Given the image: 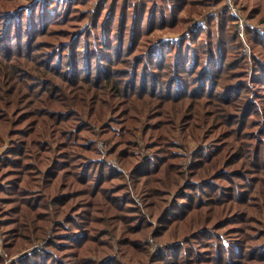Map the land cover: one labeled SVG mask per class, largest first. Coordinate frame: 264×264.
Here are the masks:
<instances>
[{
  "label": "trees",
  "instance_id": "1",
  "mask_svg": "<svg viewBox=\"0 0 264 264\" xmlns=\"http://www.w3.org/2000/svg\"><path fill=\"white\" fill-rule=\"evenodd\" d=\"M6 142L11 264H264V0H0Z\"/></svg>",
  "mask_w": 264,
  "mask_h": 264
},
{
  "label": "rangeland",
  "instance_id": "2",
  "mask_svg": "<svg viewBox=\"0 0 264 264\" xmlns=\"http://www.w3.org/2000/svg\"><path fill=\"white\" fill-rule=\"evenodd\" d=\"M21 1H22V2H25V3H28V2H30V1H42V0H21ZM95 1H98V0H95ZM60 2H62V1H60ZM61 27H63V26H61ZM6 140H7V139H6ZM6 148H7V142L5 143V145H3L2 147H0V154H1L3 151H5ZM189 162H190V159H188V163H189ZM256 210H257V208H255V210H254V213H255V214L257 213ZM253 224H254L257 228H260V223H259V222H253ZM0 235H2L1 232H0ZM0 239H1V237H0ZM149 239H150V241H151V250H152V252H156L157 249H159V247H160L161 245H157V244L154 242V240H153L152 238H149ZM35 243H37V242H33L32 245H31L30 247H28V248H26V249H23L22 252H20V253L17 252L16 254H13V255H10V254H9V257H8V255H7V253L4 251L3 246L1 245V246H0V250H1V254H2V256H3V257H1V258H2V261H3L2 264H11L14 258L19 257L20 255H22V253H25L26 251H28V249H31V247H32L33 244H35ZM44 243H45V240L42 241V242H40V243H37V244H40V247H41ZM0 244H1V241H0ZM40 247H39V248H40Z\"/></svg>",
  "mask_w": 264,
  "mask_h": 264
},
{
  "label": "built area",
  "instance_id": "3",
  "mask_svg": "<svg viewBox=\"0 0 264 264\" xmlns=\"http://www.w3.org/2000/svg\"><path fill=\"white\" fill-rule=\"evenodd\" d=\"M228 2H230V0H228Z\"/></svg>",
  "mask_w": 264,
  "mask_h": 264
}]
</instances>
